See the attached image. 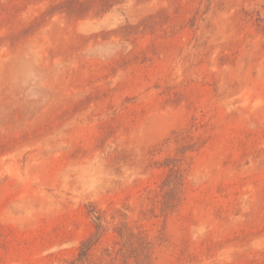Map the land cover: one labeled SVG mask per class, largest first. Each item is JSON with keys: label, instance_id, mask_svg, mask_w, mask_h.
I'll use <instances>...</instances> for the list:
<instances>
[{"label": "rangeland", "instance_id": "obj_1", "mask_svg": "<svg viewBox=\"0 0 264 264\" xmlns=\"http://www.w3.org/2000/svg\"><path fill=\"white\" fill-rule=\"evenodd\" d=\"M264 264V0H0V264Z\"/></svg>", "mask_w": 264, "mask_h": 264}, {"label": "trees", "instance_id": "obj_2", "mask_svg": "<svg viewBox=\"0 0 264 264\" xmlns=\"http://www.w3.org/2000/svg\"><path fill=\"white\" fill-rule=\"evenodd\" d=\"M94 244H95V240L89 237V239L84 241L82 246H80V252L78 258L75 261L67 262V264H80L79 262L86 260Z\"/></svg>", "mask_w": 264, "mask_h": 264}]
</instances>
